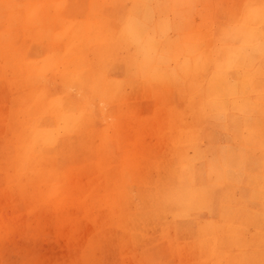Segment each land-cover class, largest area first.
<instances>
[{"label": "rangeland", "instance_id": "374dc122", "mask_svg": "<svg viewBox=\"0 0 264 264\" xmlns=\"http://www.w3.org/2000/svg\"><path fill=\"white\" fill-rule=\"evenodd\" d=\"M165 1L169 8L163 3L161 6L153 0H143L146 7L143 15L134 12L135 17L128 19L138 25V19H142L141 30L152 36H160L159 25L167 21L169 31L166 35L181 38V41L187 37L199 40L209 50L211 46L215 49L217 45L221 46L224 60L229 57L228 47L238 48L241 60L250 58L254 62V67L246 70L228 71L238 83V99L249 101L248 107L260 103L263 104L261 108L264 107V0ZM44 49L34 41L28 52L42 55ZM81 68L84 73L79 76L85 79L88 67L84 64ZM255 68L260 70L257 75ZM133 69L114 70L110 75L112 79L128 81L137 77ZM54 77L46 73L44 87L52 94L63 95L65 86ZM245 78H251L253 92L245 91ZM8 89L0 84V108L10 112L16 107L13 104L15 93ZM68 95L71 102L80 106L83 117L79 122H71L68 128L58 129L55 140L49 137L46 142V147L53 145L30 157L46 178L52 177V182L60 187L61 200L55 203L41 196L10 195L0 171V264H264L263 108L262 113L260 108H251L252 114L248 115V110H242V106L240 111L233 109L224 97L226 110L223 108L224 113L218 117L214 110L200 115L196 103L195 112L191 111L190 115L185 110L184 115L194 124L192 128L199 141L195 140L192 147L186 144L175 147L163 133L158 134L157 128L146 129L141 142L130 137L131 132L126 133L124 125L136 121L129 100L119 106L106 105L103 115L101 104L95 103L90 96L76 90L69 91ZM143 106L140 108L147 111ZM182 106L180 103V108ZM0 120L2 166L9 153L7 137L10 134L5 130V122ZM114 124L119 130L112 129ZM162 140L163 144L158 143ZM137 144H141L140 147ZM54 146L58 152L53 154ZM166 147H169L168 151ZM200 149L207 157H212L216 151L221 155L235 152L240 156V168L231 179L225 178L222 186L216 188L218 198L214 209L176 215L173 206L160 200L156 202V195H167L165 191L171 186L170 177L181 155L193 157ZM17 153L13 147L10 157L15 158ZM124 162L134 167L133 176L125 178L127 192L131 194L128 199L119 201L118 215L125 216V220H112L103 207V199L94 209L93 202L97 197L106 196L109 178ZM135 163H139V167ZM201 164L202 161H196V168H201ZM37 168L27 171L28 179L39 180L37 172L41 174V170ZM139 169L143 170L139 172ZM231 210H237L232 217L233 224L238 226L236 233L217 238L216 252L220 260L213 259L210 241L198 235V222L219 220L221 212L230 211L231 214ZM234 220L239 221L235 224Z\"/></svg>", "mask_w": 264, "mask_h": 264}, {"label": "bare ground", "instance_id": "6f19581e", "mask_svg": "<svg viewBox=\"0 0 264 264\" xmlns=\"http://www.w3.org/2000/svg\"><path fill=\"white\" fill-rule=\"evenodd\" d=\"M142 1L0 0V84L14 91L13 104L16 105L10 112L0 108V118L10 134L7 137L9 153L4 158L0 171L5 176L3 178L10 195L41 196L55 203L61 200L60 187L52 182V177L51 181L46 178L47 175L30 161V157L51 147L53 144L46 147V142L49 137L55 140L58 129L68 128L72 125L71 122H79L83 117L80 106L69 99L68 93L71 90L88 95L95 103L101 104L103 115L106 114V105L119 106L129 100L134 107L133 120L136 121L124 125L126 133L131 132L130 137L141 142L146 129L157 128L160 131L158 134L163 133L175 147L178 144L192 147L195 140L199 139L192 128L194 124L184 115L185 110L192 115L191 111H194L196 103L200 115L214 110L220 117L224 113V97L233 109L240 111L242 106V110H248V115L252 114V109L260 108L259 112H263V104H251L248 107L249 101L242 102L243 100L238 99V83L228 74L230 70L254 67L250 58L241 60L239 49L235 47L236 51L235 48L228 47L229 57L224 60L220 52L221 46L217 45L216 49L211 46L212 49L209 50L199 40L187 37L185 41H181V38L166 35L165 32L169 31L167 21L159 25L160 36L147 35L141 30L142 19H138L140 25L131 23L128 19L135 17L134 12L143 15L146 7ZM153 1L160 5L163 3L167 8L170 6L165 0ZM34 41L45 48L42 55L29 54L30 44ZM84 64L88 71L85 79H82L79 75L84 73L81 68ZM130 67L137 73L136 78L128 81L111 78L112 71ZM258 68H255V75L260 71ZM46 73L62 82L65 86L63 95L52 94L44 87ZM250 79L245 78L244 83L245 91L249 93L254 91L250 87ZM254 83H257L256 78ZM180 103H183L182 108ZM140 105H144L147 111L141 109ZM112 129L119 130V127L114 124ZM158 143L163 144V140ZM13 147L18 152L15 158L10 157ZM200 150L193 157L181 155L170 177L171 186L165 191L167 195H156V202L160 200L163 204L173 206L177 210L176 215H189L193 210L199 209H214L218 198L216 188L222 186L225 178L231 179L240 168V156L235 152L229 151L221 155L216 151L212 157H207L206 152ZM57 152V147L54 146L53 154ZM196 161H202L201 168H196ZM32 168L41 170V174L37 172L40 181L27 178V171L31 172ZM133 168L127 162L119 166V170L109 178L106 196L95 198L93 209L103 199V207L108 210L110 219L125 220V216L118 215L119 201L126 200L131 194L130 191L127 192L125 178L133 176ZM141 170L143 169H139V172ZM262 176L261 188H264V174ZM220 205L223 207L222 202ZM231 211V214L230 211L221 212L219 220L198 222V235L210 241L209 249L213 259L220 258H217L216 252L217 238L236 233L238 226L233 224L232 217L237 214V210ZM238 221L234 220V223Z\"/></svg>", "mask_w": 264, "mask_h": 264}]
</instances>
